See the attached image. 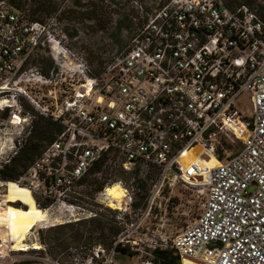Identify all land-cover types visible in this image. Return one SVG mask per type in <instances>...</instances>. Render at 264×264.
Segmentation results:
<instances>
[{"label":"built area","instance_id":"built-area-1","mask_svg":"<svg viewBox=\"0 0 264 264\" xmlns=\"http://www.w3.org/2000/svg\"><path fill=\"white\" fill-rule=\"evenodd\" d=\"M260 3L261 12L248 5L230 9L226 0H166L151 13L140 6L147 23L106 72L93 77L52 29L55 18L34 21L0 0V110H10L8 122L18 130L13 147L0 150V170L18 155L39 117L61 125L18 183L30 188L38 208L57 210L60 224L107 211L121 229L110 249L98 244L88 255H73V264L130 258L118 253L119 244L147 255L169 248L180 264H264ZM39 54L51 58L48 69L35 63ZM198 146L203 152L185 164ZM104 157L108 167L132 175L129 185L120 182L125 196L111 204L108 183L97 205L84 204L78 188ZM178 186L202 200L201 213L174 238L157 236L148 221L168 207ZM32 250L47 255L41 243ZM12 253L0 264H17L20 257Z\"/></svg>","mask_w":264,"mask_h":264},{"label":"rangeland","instance_id":"rangeland-1","mask_svg":"<svg viewBox=\"0 0 264 264\" xmlns=\"http://www.w3.org/2000/svg\"><path fill=\"white\" fill-rule=\"evenodd\" d=\"M17 1L19 2L20 0ZM57 1L60 5V11H58L56 14H53L51 17L44 18V22H47L50 18L56 19V24L52 26V29L59 36H61L64 45L67 46L71 52H73L84 64L90 68L91 72L93 73V77H98L102 72H104L105 68H107L117 58L119 52H123L127 49L132 39L137 34L138 27L136 24L132 27L124 25L121 32L116 37H113V34L116 33V24L122 20L124 17L123 15L128 14L130 9L138 11L140 6L143 7L144 12L147 8L153 11L158 8L162 2H164V0H117V2L111 7L113 9L119 10V12L113 16L114 23L111 24V30L107 33H96V22L81 20L79 18V14L82 15L90 13L91 7L86 5V0H83L81 5H75L74 0ZM30 8L31 3H26L23 1L20 9H16L30 15ZM124 8L126 10H124ZM65 10L73 11L76 17H62L61 12ZM138 15L140 18H142L141 14ZM135 20L136 19H134V22H136ZM62 60L64 62H68V59L65 57ZM35 63L42 65L44 69H48L51 66V58L47 57L45 54H39V57ZM65 76H67V74ZM78 76L80 78L82 77L81 75ZM67 82H70L69 73ZM23 106L27 110L30 109L29 105L26 103H23ZM239 108L244 114H251L252 109L245 105L244 102H241ZM9 116L10 110H0V129L3 131L2 134L0 133V150L3 151H7L13 147L12 141L18 131L9 124ZM43 125L44 122L38 119L37 125L33 130V134H35V136L40 134ZM34 142H38L40 151L48 143L47 139L40 137ZM24 149H27V152L23 154V157L31 156L33 154L31 144L28 142V140L25 142L22 150ZM22 150H20V153ZM37 155H39V153ZM183 162L187 164L189 159H185ZM183 162L181 163L182 167L185 166ZM217 163L218 162H213V165ZM108 168L109 172H112L111 174L113 175V180H109L106 184L110 183L112 185L114 183L120 182H123L126 185L130 184L132 176L131 174L114 167ZM23 169L24 167L21 165L18 170L21 171ZM103 176V171L99 173L92 172L87 181L78 188L82 203L96 204L95 198L99 192L94 190L92 191V189L88 187L87 183L90 180H94L95 178L100 179ZM6 183H15V181H5L0 179V201L5 200L4 203L10 204L13 208L24 210L23 221L27 227L26 229L29 232L28 238L30 239L28 244L32 246L34 243L39 245L41 243V245H45L47 250V255L42 250L33 251L32 249L24 254L17 251L15 253L13 252V256L20 257V261L17 264H49L45 261L46 259H49V261L53 263L73 264L71 260L73 255H88L92 248L98 244L104 245L106 249L112 247L114 235L110 233L108 225L112 217L107 211L102 212L96 219L82 221L83 224L87 222V224H84V226L87 225V228H80V230H82L80 236H76L73 232H68L63 235L58 229L59 226L63 225L62 223L52 227L39 224L34 219L35 214L30 208V204L28 206L24 204L25 202L27 203L25 199H23L24 203L13 202L8 196L9 188ZM145 191L146 188H144L142 194L137 196L138 203L141 202L145 197ZM168 197L171 198L168 207L158 211V214H155V217L157 216L156 219L154 217L148 221V227L157 236H166L167 238L172 239L179 235L187 226L195 222L201 213L202 200L198 199L193 191L181 189L180 186L175 189L172 195H168ZM50 213L52 218L57 219L60 222L63 221V219H59V212H57V210H52ZM93 220H98L97 223L101 222L103 226H105V231L101 232L100 230H91L93 224H97L95 221L91 222ZM3 226L5 225L0 223V227ZM12 231V228H9L5 231V236L7 239L9 238L11 234L10 232ZM57 237L59 239H56ZM6 245L7 246L4 248H8V244ZM30 256L34 257L35 259L29 258ZM154 258V255H147L146 253L140 252L133 259L125 256H118L117 261L119 264H136L137 262L142 263L146 261H151L153 264H156Z\"/></svg>","mask_w":264,"mask_h":264},{"label":"trees","instance_id":"trees-1","mask_svg":"<svg viewBox=\"0 0 264 264\" xmlns=\"http://www.w3.org/2000/svg\"><path fill=\"white\" fill-rule=\"evenodd\" d=\"M6 1L10 5L18 9H20L23 1L26 3H31V8L29 12L30 17L32 20L39 22H44V18L51 17L53 14H56L58 11H60V5L58 4L57 0H20L19 2L17 0H6ZM127 1H137V0H127ZM165 1L166 0H164L162 4H164ZM82 2L83 0H74L75 5L77 4L81 5ZM116 2L117 0H86V5L91 7L90 13L82 14V15L79 14V18L81 20L96 22L95 24L96 33H102V32L107 33L111 30V24L114 23L113 16L119 12V10L111 8L112 5H114ZM226 5L230 9H235L240 5H248L253 9H258L259 12L263 10V6L260 3V0H226ZM124 10L126 9L124 8ZM138 12L139 10L136 11L134 9H130L128 14L123 15L124 17L122 18V20L116 24L117 25L115 28L116 33L113 34V37H116L121 32L122 27L124 25L128 27H132L133 25L136 24L137 27L140 28L142 25L147 23L148 19L146 17L140 18ZM151 12L152 11L149 10L148 8L146 9V13H151ZM61 14L62 17H70V18L76 17V15H74V12L71 10H65L61 12ZM134 19H136L135 20L136 22H134ZM123 52L122 51L119 52L118 56H120ZM106 69L107 68H105V71L102 72L99 76L105 73ZM91 75L93 76V73ZM25 110L27 111V109ZM39 119L40 121L44 122L40 134L38 136H35V134H33L32 131L27 139L28 142L31 144V149L33 154L31 156L23 157V154L27 152V149L24 150L21 149L22 152L21 153L19 152L18 155L12 159L10 164L6 165L3 170H0V179H3L5 181H15V182L18 181L21 175L24 173V171L42 153V151L46 146L45 145L43 149L40 151V146L38 142H34V141L39 139L40 137L47 139L48 143L52 142L56 138V134L60 133L63 130L61 125L55 124L52 121L45 119L44 117H39ZM36 125L37 122L35 123V126ZM38 153L39 155H37ZM107 161H108L107 158L104 157L101 161H99L96 164V166L92 170L93 173H99L102 171L104 172V176L102 178L100 179L95 178L94 180H90L87 183L88 187H90L92 191L94 190L96 192H100L111 177L113 180V175L111 174L112 172H109L108 170L109 168L106 165ZM21 165H23L24 169L19 171L18 169L21 167ZM87 179L88 178L84 179L83 183L86 182ZM94 221L97 223L98 220H93L91 222ZM84 224H87V222ZM84 224L82 222L63 224L59 226L58 229L59 232H61L63 235H65L68 232H73L76 236H80V234L82 233L81 232L82 230H80V228L82 227H84V229L87 228V225L84 226ZM108 225H109L110 233H112L114 237H116L121 231L120 227L117 228L118 226L116 225L113 219L109 221ZM91 230L93 231L100 230L101 232H104L105 226H103V224L100 222L95 225L93 224ZM56 239L59 238L57 237ZM116 249L118 253H127L130 258H135L140 253L133 250L128 245H123V244H119L116 247ZM152 255H154L155 257L154 260L156 264H180V258L177 252L169 248L158 247L157 249L152 251Z\"/></svg>","mask_w":264,"mask_h":264},{"label":"bare ground","instance_id":"bare-ground-1","mask_svg":"<svg viewBox=\"0 0 264 264\" xmlns=\"http://www.w3.org/2000/svg\"><path fill=\"white\" fill-rule=\"evenodd\" d=\"M101 101H103L101 99ZM203 152L202 148L195 147L191 152H188L186 157H184L183 160L185 159H196L199 154ZM216 162V161H213ZM215 164V166H217ZM8 188H9V198L13 202H21L24 203L23 199L27 201L25 202V205L30 204V208L33 210V213L35 214L34 219L39 223V224H44L48 225L50 227L59 225V221L52 218L50 211L48 210H41L40 208L37 207L36 201L34 199L33 193L30 190V188L19 184L18 182L15 183H6ZM107 196L110 197L111 204H113L114 200L118 201L119 203L122 202L125 194H124V189L120 185V183H114L110 186L107 187ZM25 196V198H24ZM3 202V203H2ZM5 200L0 201V223H3V227H0V260L6 261V258L11 255L12 252H22V251H29L32 248L34 249H40V245L37 243H34L32 246L28 244L30 239L28 238L29 232L26 229V225L23 221V215H24V210L23 209H16L13 208L10 204L4 203ZM44 211V212H41ZM9 228H12L13 231L10 232V236L7 239L5 231L8 230ZM8 248H4L7 246ZM114 264H119L118 261H115ZM137 264H139L137 262Z\"/></svg>","mask_w":264,"mask_h":264},{"label":"crops","instance_id":"crops-1","mask_svg":"<svg viewBox=\"0 0 264 264\" xmlns=\"http://www.w3.org/2000/svg\"><path fill=\"white\" fill-rule=\"evenodd\" d=\"M137 264V263H136Z\"/></svg>","mask_w":264,"mask_h":264}]
</instances>
